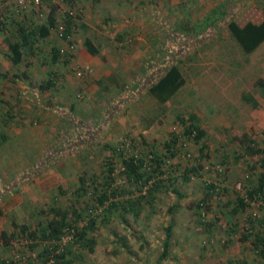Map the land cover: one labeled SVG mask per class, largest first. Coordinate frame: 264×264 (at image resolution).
Returning <instances> with one entry per match:
<instances>
[{
    "label": "rangeland",
    "instance_id": "374dc122",
    "mask_svg": "<svg viewBox=\"0 0 264 264\" xmlns=\"http://www.w3.org/2000/svg\"><path fill=\"white\" fill-rule=\"evenodd\" d=\"M57 1L43 17L27 8L0 32V264H54L39 260L42 246L13 223L40 232L59 209L69 211L75 229L91 216L107 218L90 234L93 253L61 243L71 252L60 264H263L253 240L263 232L264 200L249 193L264 176V44L245 55L227 24L264 21V0H80L74 59L53 62V48L65 45L52 32L14 64L9 44L19 41V25L45 24L58 15ZM213 11L227 16L218 21ZM174 65L185 84L161 105L147 89ZM51 74L58 84L43 89ZM246 93L258 108L243 101ZM190 113L206 132L204 151L183 135L179 118ZM249 141L263 153L249 155ZM131 157L145 161L143 181H161L154 199L151 184L125 173L123 160ZM189 169L198 174L186 182ZM210 183L217 194L203 204ZM114 190L110 202L127 211L97 206L98 194ZM170 225L169 253L160 262Z\"/></svg>",
    "mask_w": 264,
    "mask_h": 264
},
{
    "label": "trees",
    "instance_id": "16d2710c",
    "mask_svg": "<svg viewBox=\"0 0 264 264\" xmlns=\"http://www.w3.org/2000/svg\"><path fill=\"white\" fill-rule=\"evenodd\" d=\"M213 11V15L217 16L216 19L218 21L223 20L226 18L227 14L225 11ZM9 21V20H8ZM11 22H16L17 19L13 17L10 18ZM58 21V16L55 13H51L49 15L48 21L45 24H40L33 26L32 28H28L23 26L22 24L19 25L18 35L19 41L16 43H10L9 49L12 53V61L14 64L18 65L23 60L24 50L31 49L33 50V46L36 47L39 45L40 40L46 39L50 36L52 30L56 29ZM8 24L4 21L0 20V32L5 30ZM81 26H84L81 24ZM228 31L231 37L236 41V43L240 46L242 52L245 55H251L255 51H257L263 44H264V21L260 23H253L248 22L244 26H240L235 20H231L227 24ZM72 27L69 20H67V35L71 34ZM65 39V38H64ZM64 43V40H61ZM85 46L88 52L91 55H97L99 53V49L92 43V41L87 40L85 42ZM63 48H53V62L57 63L59 60H64L66 63L69 61L68 59H74L75 55L68 56V55H61L60 50ZM58 79V78H57ZM56 77L54 74L50 75L49 81L47 85L42 86L43 89H47L55 87L58 84ZM185 84L184 76L180 70V68L176 65L171 66L164 74L161 76L153 85H151L147 89V95L154 99L157 103L161 105H165L170 102L178 92L183 88ZM264 89V83L259 84ZM242 99L245 103L250 104L253 108L259 107L258 100L252 96L251 94H243ZM180 124L183 126V135L189 139L195 140L198 143H202V151L206 148L204 144V139L206 137V132L202 130L199 126V118L196 114L190 113L186 118L180 117L179 118ZM6 137L3 135L0 139V147L3 145ZM251 144L248 147L249 155L256 156L262 154L263 151L260 149H255V142L249 141ZM167 150L171 153L172 145L167 143L166 145ZM175 153H171V157H175ZM153 162L157 163V168L160 170L161 174H164L161 171L163 166V161L161 159H157L153 157ZM123 164L125 167V173L130 177L133 178L138 183H145L149 184L151 180H154L153 175H149L146 181H143L142 169L145 166V161L140 158L131 157L128 159L123 160ZM108 173L110 176L114 173V169L109 167L107 168ZM190 174H198L196 169H189L186 170V174H184L183 178L186 182L191 180ZM80 186L81 190L83 191L82 195H86L87 192V184L85 178H80ZM161 181H157L155 184L153 183L150 188V196L151 199L155 198V194L161 189L159 185ZM206 196L203 199V204H207L208 198L211 197L216 193L217 187L214 184H207L206 185ZM174 193L177 194L179 198H182V195L177 191L174 190ZM111 196L116 198L118 196L117 191H111L110 195H97L96 203L99 207L108 208V213L112 212L115 209L123 208L127 211V208L120 204L119 202L112 201L110 202ZM264 200V176L260 178L258 187L252 190L249 193V197L251 199H256L260 197ZM110 202V203H109ZM127 206L134 208L137 206V202L133 201H126ZM239 203L242 207H246L245 200L243 198H239ZM201 207V206H200ZM75 214L77 212L74 211ZM90 213H93L91 211ZM68 210H55V218L47 223V226L43 228L40 232L32 231L28 225H17L13 223L14 228H17L20 233L27 237V239L34 241L36 240L41 246L42 250L38 253L39 260H42L43 263H48L53 261L54 264H60L62 261H65L68 254L71 252L66 246H62V239L67 236V234L73 235L72 243L74 246H80L84 249L89 250L91 253L94 252L95 247L97 245V241L92 237L90 234L96 232L98 229L99 222L105 223L107 218L106 217H89V221L87 222L86 226L82 229L73 228L68 222L69 217ZM1 215V212H0ZM101 218V219H100ZM78 223L80 220H83V217L80 215L77 216ZM264 224V221H263ZM263 232H259L258 234L254 235L253 240V247L256 251L257 255L262 259L264 264V226L261 227ZM172 229L173 226L170 225L166 229V239L163 253L160 257V262L164 261L169 253L170 241L172 238ZM249 235V233H248ZM251 235V233H250ZM250 236L245 235L244 240H249ZM234 264V263H228Z\"/></svg>",
    "mask_w": 264,
    "mask_h": 264
},
{
    "label": "built area",
    "instance_id": "2783aa9c",
    "mask_svg": "<svg viewBox=\"0 0 264 264\" xmlns=\"http://www.w3.org/2000/svg\"><path fill=\"white\" fill-rule=\"evenodd\" d=\"M53 0H0V20L6 21L13 16H20L27 8H33L38 12L40 17H43L42 9ZM12 4H14L12 6ZM58 21L56 29L52 32L56 33L61 40H64V48L60 50L61 55L73 56L76 53L74 47V33L83 16V9L80 0H58L57 1ZM11 6L12 9H8ZM67 20L70 21L72 31L67 35ZM51 32V33H52ZM65 38V39H64ZM83 72H78L77 76L82 77ZM149 184H153V180ZM73 240L72 234H67L62 239L63 245Z\"/></svg>",
    "mask_w": 264,
    "mask_h": 264
},
{
    "label": "crops",
    "instance_id": "0c3cea01",
    "mask_svg": "<svg viewBox=\"0 0 264 264\" xmlns=\"http://www.w3.org/2000/svg\"><path fill=\"white\" fill-rule=\"evenodd\" d=\"M2 220H4V216H3L2 212H1V215H0V221H2ZM5 222H6V221H5Z\"/></svg>",
    "mask_w": 264,
    "mask_h": 264
}]
</instances>
